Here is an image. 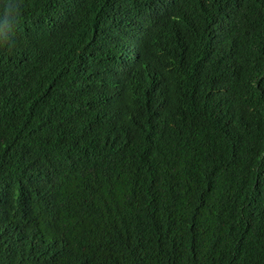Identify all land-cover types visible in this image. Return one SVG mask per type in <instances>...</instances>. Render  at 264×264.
<instances>
[{"label": "trees", "instance_id": "1", "mask_svg": "<svg viewBox=\"0 0 264 264\" xmlns=\"http://www.w3.org/2000/svg\"><path fill=\"white\" fill-rule=\"evenodd\" d=\"M0 264H264V0H0Z\"/></svg>", "mask_w": 264, "mask_h": 264}]
</instances>
